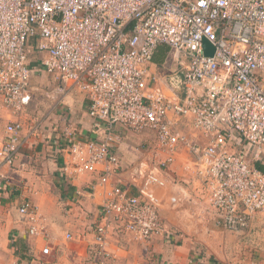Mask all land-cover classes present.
Wrapping results in <instances>:
<instances>
[{
  "label": "built area",
  "instance_id": "2783aa9c",
  "mask_svg": "<svg viewBox=\"0 0 264 264\" xmlns=\"http://www.w3.org/2000/svg\"><path fill=\"white\" fill-rule=\"evenodd\" d=\"M159 45L177 60L156 65ZM37 65L57 93L77 90L87 100L95 138L64 127L62 170L100 172L102 222L87 247L96 264L112 257L111 228L142 241L165 235L149 186L164 183L160 171L181 162V151L180 167L198 179L220 227L239 232L264 219V172L256 166L264 165V0H0V166L12 168L36 133L38 123L25 119ZM145 129L154 140L144 187L111 185L121 169L116 143ZM18 210L38 235L35 205Z\"/></svg>",
  "mask_w": 264,
  "mask_h": 264
},
{
  "label": "crops",
  "instance_id": "0c3cea01",
  "mask_svg": "<svg viewBox=\"0 0 264 264\" xmlns=\"http://www.w3.org/2000/svg\"><path fill=\"white\" fill-rule=\"evenodd\" d=\"M162 63L168 65L169 50ZM36 64V61H31L32 66ZM80 93L69 91L60 96L61 102L69 109L73 106L83 113L85 111L82 115L85 120L77 134L81 138H92L93 125L86 111L87 100ZM29 105L28 109L34 111L33 102ZM26 115L25 120L30 124L38 120L27 111ZM3 119L5 122L6 116ZM38 121L40 125L36 126V133L20 149L16 162L27 153L37 157V161L47 156L48 163L42 160L48 164L44 174L37 170V174L30 175L34 170H23L24 162L15 168L0 166V183L3 184L0 190V264H96L87 247L93 242L95 226L102 222L97 213L105 192L103 187L96 185L100 172L84 175L64 172L66 152L63 138L58 134L50 143L43 141V148L39 151L29 149L27 146L43 126L41 120ZM181 128L192 133L190 123ZM148 137H127L124 132L122 140L115 145L121 169L112 177L111 185H121L133 193L144 187L143 175L153 166L150 150L154 134ZM195 139L201 140L200 137ZM53 145L54 149H49ZM186 156L187 153L181 151V162L160 171L159 179L164 181L162 185L149 186L160 199L165 235L142 241L129 232L111 228L108 250L112 257L107 264H264V244L260 245V240L253 242L248 239L250 235H260L254 232V225L264 223V219L255 220L246 230L252 232L249 234L245 230L231 232L220 227L200 182L180 167ZM42 162L39 163L44 166ZM134 167H139L137 175L132 170ZM15 175L24 176L26 181L24 177L14 180ZM11 179L14 185H11ZM24 202H30L37 208L40 232L36 236L29 234L28 221L18 210ZM66 233L74 238L66 239ZM43 246L49 247V253L42 252Z\"/></svg>",
  "mask_w": 264,
  "mask_h": 264
},
{
  "label": "rangeland",
  "instance_id": "374dc122",
  "mask_svg": "<svg viewBox=\"0 0 264 264\" xmlns=\"http://www.w3.org/2000/svg\"><path fill=\"white\" fill-rule=\"evenodd\" d=\"M178 57H179L178 53H176L175 51H169V58H170L169 61H171V59L177 60ZM29 59L30 61L31 60L37 61L36 53L31 51L29 53ZM167 68L172 69V64H170V66H168ZM30 84L34 88L33 94H32V100L30 101V103L33 102L35 106L33 107L34 111H31L30 109H28V107L26 108V111L28 112V114L31 115V117H36V118L38 117V120L39 119L41 120L42 122L41 125L43 126L38 130L37 135L32 138L29 146H27L29 149L39 151L40 149L43 148V141H48V143H50L49 141L52 142L56 139L57 134L63 138V135L61 134V130L63 129V127H66L69 124H72L76 132L80 131L81 129L80 124L83 125V122L85 120V117L82 116L83 114H85V111L83 113V110L81 109L78 110L76 109V107H73V106L71 109H69L68 105L66 106V104L61 102L62 100L60 97L61 94L55 91L56 82H54V79L49 74H47L45 71L42 70L40 65H37L36 70L32 73ZM80 94L83 97L84 94L83 93H80ZM59 105H61V107H59ZM74 105H75V102H74ZM38 120H34V122L40 125V121ZM84 126H86V124ZM126 133H127V137L135 136L137 139H142L145 136L149 138L148 135L154 134L150 129H145L140 134L133 133L130 131H126ZM92 138H94V136H92ZM46 143H44L45 145L44 148L46 147ZM49 149L53 150L54 145L52 147H49ZM42 160L46 161L47 163L49 161L47 156L43 158ZM42 160L37 161V157L29 156L27 153L26 155H21L17 159V162L15 161L16 164H14L13 168H15V165L17 167L18 163L24 162L25 164H23L22 166L23 170H26V171L29 170L30 172L34 170L35 172V173L34 172L30 173V175L33 174L32 176H34V174H37L36 173L37 170H40L44 174L45 170H47L48 164L42 162ZM39 162H42L44 166H42L41 163ZM37 165L40 166V169L37 168ZM187 175H190V174H187ZM21 177L23 178L24 176L15 175L13 176V179L17 180L18 178H21ZM29 178L31 180V177ZM23 179L24 181H26L25 177ZM10 183L11 185H14V181L12 179L10 180ZM254 227H255L254 232L260 234L259 236H256L259 238L252 237V235H250L248 236V239L252 240L253 242H257L258 240H260L259 244L263 245L264 244V223L254 225ZM246 230L247 229H245V231L243 230L246 234L252 233L251 231L248 233V231ZM253 245H256V244H253ZM53 263L55 264V262Z\"/></svg>",
  "mask_w": 264,
  "mask_h": 264
},
{
  "label": "trees",
  "instance_id": "16d2710c",
  "mask_svg": "<svg viewBox=\"0 0 264 264\" xmlns=\"http://www.w3.org/2000/svg\"><path fill=\"white\" fill-rule=\"evenodd\" d=\"M33 42V41H32ZM169 48L165 45H159L153 55V61L156 62L159 66L164 61ZM256 166L264 172V165L260 162L256 163Z\"/></svg>",
  "mask_w": 264,
  "mask_h": 264
},
{
  "label": "water",
  "instance_id": "95a60500",
  "mask_svg": "<svg viewBox=\"0 0 264 264\" xmlns=\"http://www.w3.org/2000/svg\"><path fill=\"white\" fill-rule=\"evenodd\" d=\"M204 43H205V46H206V54H212V50H209V49H207L208 47H209V44L206 42V41H204Z\"/></svg>",
  "mask_w": 264,
  "mask_h": 264
},
{
  "label": "bare ground",
  "instance_id": "6f19581e",
  "mask_svg": "<svg viewBox=\"0 0 264 264\" xmlns=\"http://www.w3.org/2000/svg\"><path fill=\"white\" fill-rule=\"evenodd\" d=\"M166 46V45H165ZM30 65H31V62H30ZM31 67H33L32 65H31ZM32 94H33V92H32ZM249 229V228H248Z\"/></svg>",
  "mask_w": 264,
  "mask_h": 264
}]
</instances>
